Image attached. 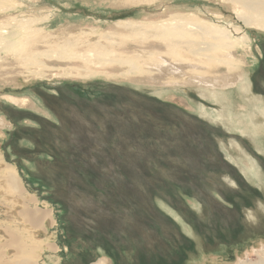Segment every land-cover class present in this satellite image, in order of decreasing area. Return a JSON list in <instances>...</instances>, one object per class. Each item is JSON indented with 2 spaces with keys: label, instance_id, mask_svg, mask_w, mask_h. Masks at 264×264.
<instances>
[{
  "label": "rangeland",
  "instance_id": "374dc122",
  "mask_svg": "<svg viewBox=\"0 0 264 264\" xmlns=\"http://www.w3.org/2000/svg\"><path fill=\"white\" fill-rule=\"evenodd\" d=\"M144 1L12 0L20 5L1 4L0 17L28 16L49 41L76 31L98 37L124 21L160 32L173 18L199 22L246 38L250 50L236 55L246 54L251 95L264 101V31L247 27L232 0ZM2 73L0 116L11 126L0 130V264L258 262L264 147L231 129L227 103L196 88L170 91L129 77L28 81ZM4 95L29 97L41 109L15 106ZM253 120L264 123L260 114ZM13 169L19 190L6 175ZM46 208L54 224L40 230L41 241L29 229L40 227Z\"/></svg>",
  "mask_w": 264,
  "mask_h": 264
},
{
  "label": "bare ground",
  "instance_id": "6f19581e",
  "mask_svg": "<svg viewBox=\"0 0 264 264\" xmlns=\"http://www.w3.org/2000/svg\"><path fill=\"white\" fill-rule=\"evenodd\" d=\"M3 3H9L10 7L20 5L12 3V0H0V5ZM125 3L136 4L133 1ZM229 3L232 5L230 8L247 27L264 31V1L248 0L245 5L241 4L242 7L239 5L240 0ZM5 15V18L0 17V25L11 29L7 33L0 29V70L3 75L24 76L28 81H44L58 76L65 79L129 77L134 84L163 86L170 91L179 87L196 88L204 92L203 97L210 101L227 103L225 117L231 129L243 134L251 133L255 141L264 147V123L258 125L253 120L254 114H260L264 118V101L251 95V83L245 66L246 54L240 56L241 59L236 55L240 49L250 50V47H246L245 37L237 39L233 34L220 29H207L199 22L197 24L173 18V23H167L170 26L160 25V28H164L161 32L155 26L149 29L142 23L140 25L124 21L111 26L109 29L112 31L98 37H94L91 32V37L87 32V35L84 32L79 35L76 31L74 35L67 33L55 41H49L47 35L40 33L43 29L28 16ZM184 24L196 27L195 30L200 31L199 35H195L197 33L194 34L192 29L180 28ZM158 25L157 23L156 26L159 27ZM178 29L184 32L177 34ZM115 32H121V36L113 37ZM173 32L176 35H172ZM192 36L193 40L190 38ZM51 64H60V67L56 69L50 67ZM114 69L120 71L114 73ZM30 72L32 75H25ZM2 100L22 108L41 109L29 97L4 95ZM183 101L189 104L187 99ZM10 126L1 115L0 130L4 131ZM13 170L7 171L6 175L16 190H19L20 180L17 171ZM48 208L43 212L41 220H37L40 227L35 228L36 230L29 229L38 240H41L38 237L40 230L46 224H54L53 210ZM46 238L49 239V236ZM46 246L51 253L55 252L51 240ZM256 255L259 258L255 264H264V245L256 251ZM241 261L239 264H252ZM94 264H110V261L100 258ZM213 264L224 263L215 260Z\"/></svg>",
  "mask_w": 264,
  "mask_h": 264
}]
</instances>
